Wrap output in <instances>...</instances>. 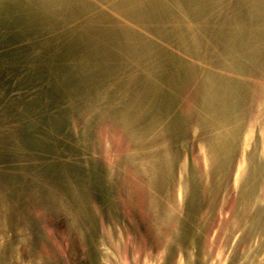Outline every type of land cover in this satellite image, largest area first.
Segmentation results:
<instances>
[{
    "label": "rangeland",
    "instance_id": "374dc122",
    "mask_svg": "<svg viewBox=\"0 0 264 264\" xmlns=\"http://www.w3.org/2000/svg\"><path fill=\"white\" fill-rule=\"evenodd\" d=\"M153 1L159 19L165 16L164 7L171 13L167 0ZM173 1L176 13L188 23V34L203 36L213 32L209 24L204 25L201 14L214 17L215 0L201 3L198 0ZM247 6L245 8L241 0H226L223 11L216 8L219 14L216 11L215 14L219 20L220 11L225 13L227 21L231 18L232 30H235V23H244L247 27L251 24L253 29L255 11L250 10L249 4ZM23 7L30 11L28 4ZM145 13L151 16L150 11ZM152 19H155L154 15ZM84 20L80 25L82 29L94 22V19L90 22ZM60 23L58 21V26L52 24V32L47 31L49 34L43 37L48 56H40L38 64L46 67L42 73H35L31 68L30 72L19 68L20 73L8 71L4 65L0 68V102L4 105H1L2 109L0 107V264H195V250H199L200 264H264V222L260 224L264 217L249 237L242 235L245 224L252 219L250 217L264 208V72L263 76L256 77L258 72L261 74L256 69L254 77L249 59L246 61L247 87L250 82L260 86L255 88V106L252 102L248 105L246 99L242 105L246 107L242 114L246 123L242 133L240 131L234 153L226 151L230 148L228 139L218 143L213 134L201 133L205 122L189 121L185 125L184 120L190 119L189 112L193 109L191 107L187 111L185 99L192 95L194 88L189 85L182 88V78L179 77V83L171 85L177 86L172 99L175 111L171 115L167 112L166 119L170 122V131H175L174 144L170 149L171 134L169 129H163L164 125H153L155 132L149 140V134L141 132L135 123L130 100L138 99L142 91L133 82L145 77L138 71L143 70L142 63L147 64L148 61L131 56V53L126 57L117 55L114 58L118 67L113 71L108 65L100 74L104 79L116 80V99L106 111L109 113L117 105L113 109L117 112L116 119L124 122L127 129L124 131L117 120L107 121L86 141L84 135L65 131L64 115L54 112L55 106L49 107L48 102H43L45 106L36 103L40 101V91L48 92L40 86L39 80L44 81L42 85H48L51 76L58 81L64 79L55 72L56 69L68 66L64 75L72 80L74 68L80 76L74 78V83L85 84V77L89 79L84 75L85 65L79 68V63L83 64L80 58L84 59L86 55L72 53L69 46L65 52L66 44L62 37L65 30ZM189 23L193 24L194 30ZM156 28L152 24L154 33ZM21 33L25 35L27 32L22 30ZM80 39L85 44L86 37ZM30 54H24L27 61L21 55L20 67L29 58V66H36V56ZM74 59L75 64L69 66ZM177 62L180 65L182 59H177ZM250 62L252 64L253 61ZM207 74L210 73L207 71ZM31 78L39 79L32 82L30 89L23 90L22 100L19 87H13L9 82L25 85ZM7 99L19 101L21 105L18 108L14 104L15 109L11 107L13 111H7ZM152 100L150 98L141 111L137 107L135 112L151 119L152 112H159L161 105ZM203 102H199L200 108ZM166 103L169 109L170 103ZM23 115L28 118L24 119ZM209 115L211 123L214 117ZM69 119L73 126L74 118ZM93 119L91 117L90 120ZM166 120L163 124L167 125ZM59 123L63 133L54 128ZM229 134L233 135L232 132ZM28 135L36 138L28 140ZM249 142V151H244ZM223 155L226 157L224 163L221 162ZM153 156L155 163L151 164L149 160ZM163 157L166 160L161 162ZM252 157L256 160L250 165ZM256 175L257 181L254 182ZM189 176L193 177L197 197L186 235L188 244L184 246L180 221L190 191ZM247 195L250 197L248 205L243 208ZM238 198L241 199L239 204ZM78 203L79 206L76 205ZM241 239L243 241L239 242Z\"/></svg>",
    "mask_w": 264,
    "mask_h": 264
},
{
    "label": "water",
    "instance_id": "95a60500",
    "mask_svg": "<svg viewBox=\"0 0 264 264\" xmlns=\"http://www.w3.org/2000/svg\"><path fill=\"white\" fill-rule=\"evenodd\" d=\"M198 1V3L208 2V0ZM241 2L245 8H248L247 5L249 4L250 10L255 11L253 17L256 20L253 29H251V24L247 27L244 23L237 25L235 23V30H232L233 22L231 18L227 21L223 15L224 12L222 13L226 0H215L214 5L216 8L222 10L220 11V20L217 19L216 14H219V11L217 12L216 8H214V17L201 14V19L205 22L204 25L208 26L209 24V29L213 32L206 33L203 36L200 34V36L195 33L193 35L187 33L186 24L188 23L181 18L179 13H176L177 9L173 0H167L166 3L171 13L164 7L163 10L166 13L164 12L165 16L162 19H159L157 7L153 0H0V68L4 65L8 71L18 73H20L19 68L26 72H30L29 69L31 68L35 73H42L46 67L43 68L40 66L41 63L38 64L41 59L40 56H48L43 37L49 34L47 31L52 32V24L57 25L58 21H61L60 27L62 26L65 30L62 32L63 42L66 44L65 52H68L67 46H69L72 53L74 52L77 55L84 53L86 55L84 59L80 58L83 64L79 63V68L85 65L84 75H88L89 79L85 77V84L74 83V78L80 77L74 68V78L72 80L65 78L64 75L69 68L68 66L56 69L55 72L61 75L60 78L64 79L58 81L51 76L47 81L48 85H42L44 81L39 80L41 81L40 86L45 87L48 92L40 91L42 93L40 101L36 103L45 106L43 102H48L49 107L55 106L53 111L64 115L63 128L66 132L70 131L84 135L87 141L90 139V135L94 134L93 131L95 133L100 131L99 127L104 122L117 120V112L113 110L117 105L113 109L111 108L109 113L106 111L109 108L108 106H111L116 99L114 95L116 80L112 81L110 77L104 79L100 71L108 65L114 71L118 67L115 63L117 55L126 57L131 53V56H138L142 60L148 61L147 64L142 63L141 68L143 70L138 71L144 74L145 77H139L136 81L134 79L133 82L141 87L142 94L138 99L130 101L132 110H134L135 123L141 128V132L143 130L149 134V140L155 132L153 125L159 124L164 125V130L169 129V134H171L170 149L171 145L174 144L175 135L173 132L175 131H170V122L166 119L167 112L171 115L175 111L174 100L172 99L177 86L171 85L179 83V77H181L182 88L187 85L194 88L191 91L194 97L189 95L185 99V104L188 103L187 106L185 105L187 111L191 107L193 108L192 112H189L190 119L184 120L185 125H188L189 121L190 123L193 121L205 122L202 124L203 130L200 129L202 130L201 133H204V135L207 132L213 134V138H216L215 142L218 143L221 140L228 139L230 148L226 151L229 150L234 153L237 150L240 131L242 133L246 123V119L244 120L242 115L246 107L242 105L246 99L248 105L252 102L255 106L257 93L254 92L255 88L260 86L259 84L254 86L250 82L247 87L246 82L249 81L247 79V60L249 59V66L252 67L251 71L254 77L256 69L261 72V74L258 72L256 77L258 75L263 76L262 72H264V0H241ZM26 4L30 7V11H26L27 8L23 7ZM146 11L147 13L150 11V17L146 16ZM152 15L155 16V19H152ZM84 18V21L88 19L89 22L94 19V22L84 27L85 30L80 26ZM227 22L230 24H227ZM151 24H155V27H157L156 33L151 29ZM189 24L194 30L193 24ZM87 29L88 34H85ZM22 30L27 33L23 35ZM84 36L87 39L85 44L80 39H83ZM168 49L171 51H168ZM24 54L36 56L34 59L36 66H29L31 59L29 58L28 62L20 67V58ZM24 57L27 61L26 55ZM177 59H182L180 65ZM250 60L253 61L252 64ZM69 64V66H73L75 59ZM207 71L210 73L209 75ZM167 77L169 78L168 81ZM36 80L31 78L30 83H25L27 88L23 84L15 83V81L9 82V84L13 87H19V94L22 99L23 90L30 89L34 84L32 82ZM1 83L4 82L1 81ZM157 84L159 87L155 88L154 85ZM262 86L264 87V85ZM168 89L172 92H169ZM250 89H254L252 93ZM203 91H212V93L207 94ZM200 97L205 104L202 108L199 107L201 105L199 103L201 102ZM150 98H153L152 101L154 102H159L158 104L161 103V105L159 112L156 110L152 112L153 117L148 120L145 114L136 113L135 109L138 107L141 111L146 107L145 104ZM167 98L168 100H166ZM207 99H209L208 102H206ZM166 101L170 103L169 109ZM14 104L15 106L21 105L19 101L13 100L12 102L7 99V111L12 110V108L15 109ZM152 106L154 108V103ZM262 111L264 112V97ZM209 114L214 117L211 123L208 121L210 120ZM71 117L74 118V127L70 124L69 118ZM91 117L94 119L90 120ZM165 120L167 125L163 124ZM117 122L126 131V125H123L125 123L119 120ZM229 122H231V128L230 125L228 127ZM94 124L95 126H93ZM55 128L63 133L61 123H59V126L56 125ZM230 132L233 135H230ZM250 145L249 142L244 147V151L245 149L249 151ZM188 152L189 149H187ZM164 157L161 162L167 159V155L166 159ZM146 159L147 157L144 160ZM255 160L252 157L249 161L251 162L250 165L255 164ZM149 161L153 164L154 156ZM225 161L226 157L223 155L221 162L224 163ZM244 162H247V159ZM48 168L50 169V167ZM95 180H98V177H95ZM189 180L190 191L184 205V216L180 221V234L184 246L188 244L186 235L193 216L194 201L197 197L193 177L189 176ZM256 181L257 175L254 182ZM241 195L239 193L238 197L241 198ZM248 197V195L246 198L244 197L245 201ZM240 200L238 198V204ZM248 201H246V204L243 201V208L248 205ZM261 217H264V208L262 211L259 210L254 217H250L252 219L245 224V232L242 235L249 237ZM263 222L264 220L260 224H263ZM242 241L243 239L239 242ZM199 256V250H195V264H200Z\"/></svg>",
    "mask_w": 264,
    "mask_h": 264
},
{
    "label": "bare ground",
    "instance_id": "6f19581e",
    "mask_svg": "<svg viewBox=\"0 0 264 264\" xmlns=\"http://www.w3.org/2000/svg\"><path fill=\"white\" fill-rule=\"evenodd\" d=\"M156 4H157V3H156ZM158 7H159V6H158ZM160 13H161V12H160ZM149 17H150V16H149ZM25 24H26V23H25ZM26 25H27V24H26ZM151 25H152V24H151ZM153 29H154V27H153ZM116 51H117V49H116ZM11 101H12V100H11ZM0 104H1V102H0ZM0 107H1V106H0ZM17 107H18V106H17ZM5 108H6V107H5ZM18 108H19V107H18ZM32 108H33V107H32ZM1 109H2V107H1ZM6 109H7V108H6ZM21 109H22V108H21ZM21 109H19V110H21ZM19 110H18V111H19ZM25 110H26V108H25ZM25 110H23V111L25 112ZM1 111H2V110H1ZM9 111H10V110H9ZM21 111H22V110H21ZM23 111H22V112H23ZM6 112H7V111H6ZM24 112H23V113H24ZM2 113H3V111H2ZM20 113H21V112H20ZM28 113H29V111H28ZM35 113H36V112H35ZM21 114H22V113H21ZM26 114H27V113H26ZM31 114H32V113H31ZM32 116H34V115L32 114ZM22 117H24V115H23ZM26 117H27V116H25L24 119H25ZM15 118H16V117H15ZM27 118H28V117H27ZM36 118H37V117H36ZM17 119L20 120L21 118H17ZM34 119H35V118H34ZM22 121H24V120H22ZM25 121H26V120H25ZM28 122H29V121H28ZM0 123H1V122H0ZM12 123H13V122H12ZM20 123H21V122H20ZM23 123H24V122H23ZM34 123H35V122H34ZM32 124H33V123H32ZM35 124H37V123H35ZM35 124H34V126H35ZM25 125H26V124H25ZM27 125H29V124L27 123ZM30 125H31V124H30ZM55 125H56V124H55ZM20 126H21V125H20ZM26 127H27V126H26ZM28 127H29L28 129H30L31 126H28ZM35 127H36V126H35ZM55 127H56V126H55ZM55 127H54V128H55ZM21 128H22V127H21ZM23 128H24V126H23ZM32 128H33V126H32ZM24 129H25V128H24ZM24 129H23V130H24ZM33 129H34V128H33ZM33 129L31 130L32 132H33ZM52 129H53V128H52ZM26 130H27V129H26ZM20 131H21V130H20ZM24 131H25V130H24ZM56 131H57V130H56ZM25 132H26V131H25ZM54 132H55V131H53V133H54ZM57 132H58V131H57ZM30 134H31V132H30ZM33 134H34V132H33ZM36 134H38V133H36ZM55 134H56V133H55ZM53 135H54V134H53ZM36 136H37V135H36ZM38 136H39V135H38ZM47 136H48V135H47ZM54 136H56V135H54ZM60 136H61V135H60ZM60 136H58V137L60 138ZM31 137H32V136H31ZM31 137H30V138H31ZM40 137H41V136H40ZM44 137H45V135H44ZM48 137H49V136H48ZM48 137H47V138H48ZM30 138H29V135H28V140H29ZM35 138H36V137H35ZM35 138H31V139L34 140ZM31 139H30V140H31ZM42 139H43V138H42ZM49 139H50V138H49ZM56 140H57V139H56ZM60 140H61V139H60ZM38 141H39V140H38ZM42 141H43V140H42ZM52 141H53V140H52ZM58 141H59V139H58ZM27 142H28V141H27ZM30 142H31V141H30ZM33 142H34V141H33ZM37 143H39V142H37ZM31 144H32V143H31ZM34 144H36V143H34ZM41 144L44 145L43 143H41ZM53 144H54V143H53ZM36 145H37V144H36ZM39 145H40V144H39ZM54 145H55V144H54ZM32 146H34V145H32ZM56 146H57V145H56ZM37 147H38V146H37ZM44 147H45V146H42V148H44ZM40 150H41V149H40ZM44 150H45V149H44ZM172 150H173V149H172ZM33 151H34V150H33ZM35 153H36V152H35ZM37 153H38V152H37ZM39 153H40V152H39ZM46 153H47V152H46ZM40 154H42V153H40ZM40 154H39V155H40ZM39 155H38V157L41 156V155H40V156H39ZM43 155H44V154H43ZM1 157H2V153H1ZM3 158H4V157H3ZM6 161H7V160H6ZM1 164H2V163H1ZM1 164H0V165H1ZM3 173H4V171H3ZM148 175H149V174H148ZM5 182H7V181H5ZM74 204H75V203H74ZM74 204H73V205H74ZM73 205H72V207H73ZM76 205L79 206V203L76 204ZM78 206H77V207H78ZM74 207H75V206H74ZM74 207H73V208H74ZM78 208H79V207H78ZM74 209H75V208H74ZM75 210H76V209H75ZM79 210H80V209H79ZM82 217H84L83 214H82ZM81 220H82V219H81ZM91 220H93V219H91ZM79 222H80V221H79ZM81 222H82V221H81ZM87 222H88V221H87ZM84 224H85V223H84ZM31 226H32V225H31ZM84 226H85V225H84ZM84 226H83V227H84ZM83 230H84V229H83ZM85 231H86V230H85ZM87 232H88V231H87ZM84 233H85V232H84ZM85 235H86V234H85ZM86 240H87V239H86ZM0 242H1V241H0ZM94 264H95V263H94Z\"/></svg>",
    "mask_w": 264,
    "mask_h": 264
}]
</instances>
